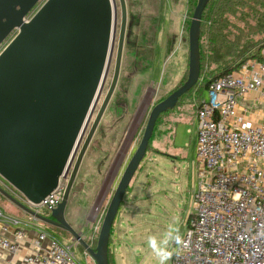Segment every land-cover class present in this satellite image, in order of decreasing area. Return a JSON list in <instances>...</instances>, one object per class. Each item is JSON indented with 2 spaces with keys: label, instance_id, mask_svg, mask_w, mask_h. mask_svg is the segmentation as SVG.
Segmentation results:
<instances>
[{
  "label": "water",
  "instance_id": "95a60500",
  "mask_svg": "<svg viewBox=\"0 0 264 264\" xmlns=\"http://www.w3.org/2000/svg\"><path fill=\"white\" fill-rule=\"evenodd\" d=\"M16 1L23 5L21 12L14 10ZM35 1L1 0L5 13L0 11V26L8 32L21 25ZM209 2L198 0L193 14L188 78L153 108L142 140L110 202L96 248L68 222L66 210L84 158L120 79L128 28L127 2L119 0L121 25L113 79L87 135L112 64L119 18L116 0H112L113 11L110 0H50L31 22L22 26L21 34L0 56V177L23 198H15L1 186L0 195L36 221L68 233L96 264H110L112 229L159 118L174 110L199 83L201 26ZM6 13L8 23L2 24ZM4 36L1 34L0 39ZM63 177L68 179L65 194L48 215L24 203L40 205L58 189Z\"/></svg>",
  "mask_w": 264,
  "mask_h": 264
},
{
  "label": "rangeland",
  "instance_id": "374dc122",
  "mask_svg": "<svg viewBox=\"0 0 264 264\" xmlns=\"http://www.w3.org/2000/svg\"><path fill=\"white\" fill-rule=\"evenodd\" d=\"M126 2L128 28L120 79L83 161L67 209L68 219L72 221L80 224L97 221L94 223L99 225L94 248L110 202L142 140L153 108L188 77L189 30L198 4V0ZM116 3L119 18L112 64L86 135L114 75L121 25L119 0ZM246 3L238 7L236 18L231 17V13L225 16L234 22L236 28L228 26V31L224 33L238 35L243 30L245 36L242 45L250 46V51L243 56L236 59L226 57L225 62L228 61L230 67L247 57L264 56V0H248ZM211 10L212 6L207 12V24H211L208 21ZM209 41L205 35L202 40L205 49ZM218 66L212 64L206 72ZM203 89V86H199L196 100L201 99ZM188 99L184 97L183 100ZM174 110L159 118L146 156L123 199L112 229L109 251V261L115 264H160L148 247V238L155 236L158 241H162L171 227L178 229L182 239L187 221L195 213L196 194L201 182L195 126L189 121L188 113L183 115V119L180 117L170 121V113ZM134 216L142 224L141 227L149 231L140 237L141 243L145 242L147 248L142 247L138 254L125 253L120 248L126 245V239L130 236V227H133L130 221ZM59 232L63 244L73 247L77 260L83 257L82 254H87L68 233ZM138 234L141 236V232ZM180 241L170 239L166 250L173 255Z\"/></svg>",
  "mask_w": 264,
  "mask_h": 264
},
{
  "label": "built area",
  "instance_id": "2783aa9c",
  "mask_svg": "<svg viewBox=\"0 0 264 264\" xmlns=\"http://www.w3.org/2000/svg\"><path fill=\"white\" fill-rule=\"evenodd\" d=\"M196 119L201 182L195 213L169 264H264V61L249 58L212 81ZM67 183L63 177L40 205L24 203L49 214ZM2 220L20 223L0 210ZM25 237L24 230L13 238L0 231V249L17 254ZM35 246L28 264H80L72 246L46 233Z\"/></svg>",
  "mask_w": 264,
  "mask_h": 264
},
{
  "label": "crops",
  "instance_id": "0c3cea01",
  "mask_svg": "<svg viewBox=\"0 0 264 264\" xmlns=\"http://www.w3.org/2000/svg\"><path fill=\"white\" fill-rule=\"evenodd\" d=\"M199 88L193 90L186 97L188 100H181L180 104L177 106L178 108L174 110V112L170 113L169 120L175 121L176 119H183L185 113L190 116V122L194 124L196 136H197V119H196V111L200 105V103L206 98L207 90H203L200 93V100H196L195 98L199 95L197 92ZM191 100V101H190ZM86 157V156H85ZM85 159V158H84ZM83 164V163H82ZM81 170V169H80ZM79 175V174H78ZM0 186L6 189L10 194H12L15 198L21 200L23 196L14 190L7 182H5L0 177ZM71 197V196H70ZM69 204V203H68ZM68 209V206H67ZM0 210L6 214L7 216L14 217L20 220V223L15 225L9 222L0 221V231L6 236L13 238L14 233L18 230H24L26 232V237L20 241V250L17 254H12L7 250L0 249V264H28L26 263V258L32 257L36 254V246L35 242L40 233H46L47 236L51 239H57L61 243H63L60 239L62 231L58 228L50 227L48 225L42 224L41 222L36 221L31 216L26 214L24 211L15 206L8 199L0 195ZM44 215H48V213H42ZM191 216V215H190ZM66 218L68 222L76 229L78 232H83L86 240L89 241V244L93 247V242L95 235L98 232L99 225H94L97 221H90L89 223L80 224L77 221H72L68 219L67 210H66ZM137 217H131V226L130 227V236L126 239V245L120 247L125 253H137L145 246V242L141 243L140 237H142L146 232H149L148 229H144L141 227V223L137 222ZM72 222V223H71ZM64 232V231H63ZM139 232H141V236H139ZM66 233V232H65ZM72 238V236H71ZM48 242L44 243V246H47ZM141 245V247H139ZM82 247V246H80ZM94 248V247H93ZM147 248V247H146ZM84 249V248H83ZM85 250V249H84ZM130 251V252H129ZM74 252V251H73ZM87 253V252H86ZM75 254V253H74ZM83 257L79 258L80 264H96V262L89 256V254H82ZM76 256V254H75ZM172 255L165 262V264H169Z\"/></svg>",
  "mask_w": 264,
  "mask_h": 264
},
{
  "label": "trees",
  "instance_id": "16d2710c",
  "mask_svg": "<svg viewBox=\"0 0 264 264\" xmlns=\"http://www.w3.org/2000/svg\"><path fill=\"white\" fill-rule=\"evenodd\" d=\"M246 2H248V0H210L208 3L203 13L200 36L201 76L199 83L190 92L199 88V86H203V90H207L212 81L224 75L225 73L234 71L243 62L250 58L247 57L231 67L228 66V61L225 62L227 56H232V58L236 59L237 57L243 56L248 51H250V46L245 47V45H242V39L245 36V32L243 30H240L238 35H235L234 33L231 34L230 32L227 34L224 33L225 31H228V26L229 28L230 26L232 28H236L233 25L234 22L225 17L226 14L231 13V17L236 18L238 7L247 5ZM210 6H212V10L209 13L208 21H210L211 24H207L206 18ZM205 35L210 39L206 49L202 45V40L204 39ZM240 48L241 51L238 52ZM252 58H257L264 61V56L257 57L254 55ZM212 64L219 66L217 69L211 70V72H206ZM190 92L180 99L179 104L184 97L190 94ZM109 262L110 264H115L111 260Z\"/></svg>",
  "mask_w": 264,
  "mask_h": 264
},
{
  "label": "flooded vegetation",
  "instance_id": "af4514ba",
  "mask_svg": "<svg viewBox=\"0 0 264 264\" xmlns=\"http://www.w3.org/2000/svg\"><path fill=\"white\" fill-rule=\"evenodd\" d=\"M7 1V0H3ZM50 0H36L35 3L31 4L27 10V13L24 14L23 23L17 27H14L10 31L6 32V28L4 26H0V35H5L0 39V56L6 51V49L12 44V42L21 34L22 26L26 23H29L33 20V18L42 10V8L49 2ZM1 2V0H0ZM2 5L0 4V11L4 12L1 9ZM23 9V5L21 2L16 1V5L14 6V10L17 12H21ZM8 14H4V18L2 19V24L8 23V18L6 17Z\"/></svg>",
  "mask_w": 264,
  "mask_h": 264
},
{
  "label": "clouds",
  "instance_id": "9594fccd",
  "mask_svg": "<svg viewBox=\"0 0 264 264\" xmlns=\"http://www.w3.org/2000/svg\"><path fill=\"white\" fill-rule=\"evenodd\" d=\"M173 232H175V235H173ZM170 239H173L176 242H179L181 240V237L178 233V229H172L170 227L169 232L166 234L165 239L162 241H158L155 236H150L148 238V247L151 248L152 251L155 253V255L160 261V264H165V262L171 256V253L166 250V245L168 244Z\"/></svg>",
  "mask_w": 264,
  "mask_h": 264
},
{
  "label": "bare ground",
  "instance_id": "6f19581e",
  "mask_svg": "<svg viewBox=\"0 0 264 264\" xmlns=\"http://www.w3.org/2000/svg\"><path fill=\"white\" fill-rule=\"evenodd\" d=\"M110 3H111V6H112V11H113V3H112V0H110ZM113 14V12H112ZM110 47H111V39H110V42H109V46H108V52H107V57H106V60H105V66H104V70H106V67H107V64H108V58H109V55H110ZM95 99V98H94ZM89 114V112H88ZM87 118V117H86ZM84 126V125H83ZM83 128V127H82Z\"/></svg>",
  "mask_w": 264,
  "mask_h": 264
}]
</instances>
